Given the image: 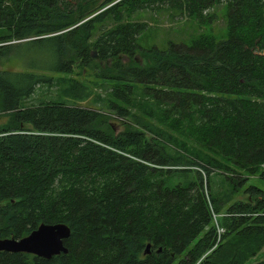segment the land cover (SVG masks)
<instances>
[{
    "label": "trees",
    "instance_id": "trees-1",
    "mask_svg": "<svg viewBox=\"0 0 264 264\" xmlns=\"http://www.w3.org/2000/svg\"><path fill=\"white\" fill-rule=\"evenodd\" d=\"M116 1L0 0V66L23 67L0 69V239L70 230L66 254L0 264H264V191L248 184L264 182V0H176L201 25L222 5L225 35L162 50L121 13L158 0ZM93 55L110 85L80 107L64 76ZM37 91L53 95L26 104ZM106 110L133 125L115 134Z\"/></svg>",
    "mask_w": 264,
    "mask_h": 264
},
{
    "label": "rangeland",
    "instance_id": "rangeland-1",
    "mask_svg": "<svg viewBox=\"0 0 264 264\" xmlns=\"http://www.w3.org/2000/svg\"><path fill=\"white\" fill-rule=\"evenodd\" d=\"M97 1L99 5L104 0ZM119 1L120 0H117L116 2L109 4L107 7L114 5ZM176 2V0L154 1L146 9L131 13L130 15L127 14V11H125V9L122 10L121 13H123L124 21L143 23L146 26L144 31L138 36L137 39V44L140 48L149 49L155 46L158 49L162 50L165 49V47H167V44L170 42L190 43L199 37L208 36L210 34L218 36L220 38L225 35V8H223L222 5H215L211 10L206 11L204 14H206L207 16L212 15L214 18L209 25H201L198 23L195 17L189 16L185 10L179 9ZM103 10L104 9H101L97 13ZM95 14L82 22L84 23L85 21L89 20L90 18L95 16ZM81 23H78L75 26H79ZM104 24H107L108 27L115 26V24H112L111 22H105ZM95 27H97V25ZM69 30H66L64 32H67ZM0 33L9 34L10 32L6 29H3L0 31ZM85 36L86 34L84 35L83 33L78 31L72 34L71 41L76 40L77 42L78 39L82 41ZM91 36V40H94V38L97 36L96 31L91 32ZM15 43V41L10 42V44ZM94 56L95 55L91 56L92 60H94ZM137 59L140 64L145 62L140 58L139 55H137ZM120 62L129 64V60L124 56L120 57ZM110 64H107L105 66L94 60L87 67H84L77 62L72 74L64 76L65 78H71L78 81L86 88L85 94H87V99L82 102H75V105L80 107H90L94 105V100L97 99L96 95H99L100 98L105 97L103 89L107 90L110 83L108 82L107 84H105V86H101V77L106 73H109L111 66ZM1 68H11L14 70L23 69V67L16 61L6 63L3 66H0V69ZM51 95H53V92L37 91L34 98L30 101H27L26 104H37L40 99L45 98V100H47ZM103 114H105L107 122L113 126L115 134L126 130L127 124L133 125V123L130 121L131 119L119 118L117 115L110 111H103ZM6 123L7 119L3 116H0V126L5 125ZM248 184L264 191V182L260 180L251 178ZM245 199L246 196L240 194L235 198L234 202L245 201ZM254 259L256 261L264 260V246L261 248Z\"/></svg>",
    "mask_w": 264,
    "mask_h": 264
},
{
    "label": "water",
    "instance_id": "water-1",
    "mask_svg": "<svg viewBox=\"0 0 264 264\" xmlns=\"http://www.w3.org/2000/svg\"><path fill=\"white\" fill-rule=\"evenodd\" d=\"M70 237V230L64 224H41L28 236L16 239H0V252L26 253L43 259L66 254L64 241ZM149 246L146 247V251Z\"/></svg>",
    "mask_w": 264,
    "mask_h": 264
},
{
    "label": "built area",
    "instance_id": "built-area-1",
    "mask_svg": "<svg viewBox=\"0 0 264 264\" xmlns=\"http://www.w3.org/2000/svg\"><path fill=\"white\" fill-rule=\"evenodd\" d=\"M221 232H222V230L218 229V233H221Z\"/></svg>",
    "mask_w": 264,
    "mask_h": 264
}]
</instances>
